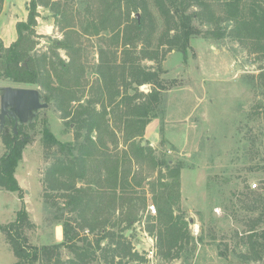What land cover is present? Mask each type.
Here are the masks:
<instances>
[{"label": "rangeland", "instance_id": "rangeland-1", "mask_svg": "<svg viewBox=\"0 0 264 264\" xmlns=\"http://www.w3.org/2000/svg\"><path fill=\"white\" fill-rule=\"evenodd\" d=\"M44 1L46 5L37 7V23L31 37L35 44L31 54L47 52L50 59L56 61V56L52 54L53 42L63 39L66 29L62 27L67 22L73 24L79 37L75 44L77 52L72 57L83 69L80 86L76 88L78 95L82 96L81 102L100 96L98 85L102 83V72L98 73V70L105 71L104 78L114 79L112 90L118 88L120 92L114 96L115 101L121 96L126 97L119 108L112 104V107L107 106V110H110L107 117L116 132L119 149L126 148V145L118 129L116 115L128 109V104L142 103L153 88L150 83L133 81L131 69L158 73L164 87L159 94L160 106L157 108L158 138L154 141L153 134L146 135L144 129L143 136L136 140L141 141L142 145H149L156 157L172 159L173 164L166 169L135 163L132 168L145 177L141 189L145 191L148 205L156 204L149 182H154L159 176L164 181L170 180L168 170L181 164L180 199L173 204V210L187 221L192 219V222L188 221V231L193 239L190 238L184 245L181 256L174 259L163 257L157 250L155 233L149 234L145 230L147 215L151 214L147 212V206L140 210L141 217L133 224L128 236V229L125 231L126 237L131 235L129 241L132 250L143 255V261L119 256L113 251V242L118 239L123 224L106 229L110 235L101 239L98 247H95V240L100 237L99 231L92 233L79 227L80 240H76V244L83 246L86 240L91 242L94 249L82 262L264 264V251H261L264 248V117L257 109L264 103V86L258 78L260 70L264 69L262 54L250 52L246 45L229 36L218 38L211 35L210 30L214 25L194 19L193 23L199 31L190 37L185 55L176 49L167 51L166 46L162 45L160 48L164 49V55L159 49V58L151 59L145 52L155 48L157 37L163 30L162 15L155 0H145L155 24L150 36L153 42L151 46L144 43L148 31L143 32L141 42L134 46L122 44L125 34L131 33L135 27L136 14L140 18L142 14V10L138 9L127 16L124 13L125 0L121 1L123 12L119 13L116 8L104 29L100 25L104 5L102 0ZM129 1L131 5L142 2ZM206 1L210 4L208 11L215 16L223 13L221 4L225 0ZM247 2L242 0L241 4ZM189 10H199V6L193 5ZM62 11V14L56 15ZM117 22L120 23L119 34L111 28ZM3 23L7 27L10 21L6 19ZM58 52L65 61L71 57L63 48H59ZM102 63H108L107 70L106 67H99ZM130 63H133V68H130ZM2 85L5 84L0 83ZM103 93L105 103H108L109 94ZM77 104L72 102L73 108ZM96 108L99 110V104H96ZM67 119L61 118L60 110L48 102V107L38 111L32 121L19 124L17 131L22 133L17 132V135L20 138L24 136L23 133L29 136L14 172L21 191L14 192L0 186V223L13 221L17 211L24 206L30 221L37 218L40 225L43 223L41 233L34 229L35 226L25 228L23 232L28 243L37 246L48 241L53 223H57L52 216L64 202L62 198H55L56 193L46 187L47 170L52 160L46 161L44 158L42 131L48 127L59 140L73 141L75 125ZM12 127L13 120L6 119L0 130V157L7 150L3 133H10ZM110 147L113 148V145ZM253 182L257 183L254 188L251 186ZM81 184V181L77 182V185ZM36 232L38 239L33 238ZM147 236L152 237L153 244ZM200 236L202 240L198 242ZM4 238L5 235L0 232V264H13L16 257ZM254 247L260 250L259 258L252 256ZM60 250V260L74 258L66 246ZM33 264L44 263L37 261Z\"/></svg>", "mask_w": 264, "mask_h": 264}, {"label": "trees", "instance_id": "trees-1", "mask_svg": "<svg viewBox=\"0 0 264 264\" xmlns=\"http://www.w3.org/2000/svg\"><path fill=\"white\" fill-rule=\"evenodd\" d=\"M3 1L0 0V11ZM121 1L102 0L104 5L101 9V28H105V23L114 16L116 8L119 13L123 12ZM128 1L125 0L124 4V13L127 16L138 9L142 10V14L139 20L135 17V27L131 33L125 34L122 44L134 46L141 42L143 32L148 31L144 43L151 46L153 42L150 36L155 24L145 0L134 5ZM241 1L225 0L221 4L223 13L215 16L212 11H208L210 4L206 0H155L162 15L163 30L157 37L155 48L146 50L145 55L158 59L159 49L162 51L161 55H164V49L160 48L162 45L166 46L167 51L176 49L185 55L190 45V37L199 31L193 23L194 19H198L201 23L214 25L210 30L211 35L218 38L229 36L246 45L250 52L261 53L264 57V0H248L245 4H241ZM38 5H46V2L29 0L26 20L16 22L17 38L14 41L5 46L0 39V83L39 87L43 100L52 102L60 110L61 118H68L66 121L75 125L73 141L59 140L48 127L42 131L44 158L46 161L52 160L47 170L46 187L56 193L55 198L64 200L63 206L58 210L56 208L57 212L52 216L62 225L63 240L41 246L28 243L23 232L25 228H33L34 224L29 220L24 206L17 211L13 221L0 223V232L5 235L4 239L16 257L14 264H33L37 261L44 264H84L82 261L94 249L91 242L86 240L83 246L76 244V240H80L79 227L92 233L99 231L100 237L95 240V247H98L99 241L110 235L106 229L123 224L117 235L118 239L113 242V251L119 256L125 255L129 259L143 261L144 256L132 250L133 246L129 241L131 235L125 236V231L132 229L133 224L141 217L140 210L147 206L145 191L141 189L145 177L132 167L135 163H147L152 168L159 166L168 169L173 164L172 159L156 157L149 145H142L141 141L136 140L143 136L146 125L159 117L157 108L160 106L159 94L164 88L163 84L156 71L131 69L133 81L150 83L153 88L142 103L128 104V109L116 115L118 129L121 130L126 145V148L119 149V140L107 117L110 113L107 106L112 104L119 108L126 97L121 96L115 101L114 96L120 92L118 88L112 90L114 79L104 78L105 71L98 70V73L102 72V83L98 85L100 96L85 103L81 102L82 96L78 95L76 88L80 86L79 78L83 69L72 57L77 52L75 44L79 34L70 22L62 27L66 29L63 39L53 42L52 54L56 56V61L51 60L47 52L31 54L35 44L31 37L37 23ZM193 5L199 6V10H189ZM57 13L59 15L63 11ZM221 22L226 24L222 25ZM119 24L117 22L111 26L117 34L121 31ZM59 48L65 49L71 56L68 61L60 57ZM129 65L133 68V63ZM99 67H106L107 70L108 63H102ZM258 78L264 86L263 68ZM103 92L109 94L108 103H105ZM128 99L132 100L130 97ZM72 102L78 104L73 108ZM96 104H99V110ZM257 109L264 117V103ZM18 132L22 133L20 130ZM23 134L20 138L12 129L10 133H3L7 150L0 157V186L14 192L21 191L14 172L21 159L22 149L29 142V136ZM182 167L178 164L168 170V181L159 176L154 182H149L153 200L156 202V212L147 215L145 230L149 234L155 233L157 250L166 259L179 258L184 245L191 238L188 221L173 210V204L180 199L179 175ZM78 181L83 184L77 185ZM201 240L200 236L198 242ZM63 246L74 254V258L60 260V249ZM252 253L254 258H259L258 248L254 247Z\"/></svg>", "mask_w": 264, "mask_h": 264}, {"label": "water", "instance_id": "water-1", "mask_svg": "<svg viewBox=\"0 0 264 264\" xmlns=\"http://www.w3.org/2000/svg\"><path fill=\"white\" fill-rule=\"evenodd\" d=\"M139 20V14H136ZM48 107V102L42 98L39 87L2 85L0 86V130L3 128L6 119L12 118L14 124L12 130L17 134L19 124L32 121L37 112ZM192 222V219H188ZM131 229H128L126 236Z\"/></svg>", "mask_w": 264, "mask_h": 264}, {"label": "crops", "instance_id": "crops-1", "mask_svg": "<svg viewBox=\"0 0 264 264\" xmlns=\"http://www.w3.org/2000/svg\"><path fill=\"white\" fill-rule=\"evenodd\" d=\"M27 4H28V0L3 1L2 10L0 12V39L2 40L5 46L9 45L12 41H14L17 38L16 22L21 20H26L28 14ZM6 19L10 21V24L7 27L3 23V21L5 22ZM158 126H159V120L157 118H154L146 125L145 128L146 135L147 133L153 134L152 137L154 141L158 138V132H159ZM30 217H31V213H30ZM31 222L35 226L34 229L40 230L41 233L43 228L41 227L42 229H40V226H42L43 223L40 225V223H38L37 221V218L35 220L32 219ZM53 224L54 225L52 228V232L49 234L50 236L48 235L49 236L48 241L40 243L41 245L59 243L63 240V228L61 223L57 222ZM148 237L149 236H147V239ZM33 238L35 239L39 238L38 232H36Z\"/></svg>", "mask_w": 264, "mask_h": 264}, {"label": "built area", "instance_id": "built-area-1", "mask_svg": "<svg viewBox=\"0 0 264 264\" xmlns=\"http://www.w3.org/2000/svg\"><path fill=\"white\" fill-rule=\"evenodd\" d=\"M253 188L257 186V183L256 182H253L252 185H251ZM147 212L151 213V214H155L156 212V207L154 204H148L147 205ZM148 241L153 244V240H152V237H148Z\"/></svg>", "mask_w": 264, "mask_h": 264}, {"label": "flooded vegetation", "instance_id": "flooded-vegetation-1", "mask_svg": "<svg viewBox=\"0 0 264 264\" xmlns=\"http://www.w3.org/2000/svg\"><path fill=\"white\" fill-rule=\"evenodd\" d=\"M8 119H12V118H8ZM13 120V119H12ZM13 124H14V120H13ZM19 126V125H18Z\"/></svg>", "mask_w": 264, "mask_h": 264}]
</instances>
